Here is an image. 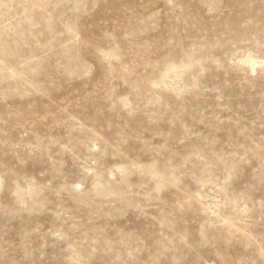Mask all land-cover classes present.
<instances>
[{"label": "rangeland", "instance_id": "374dc122", "mask_svg": "<svg viewBox=\"0 0 264 264\" xmlns=\"http://www.w3.org/2000/svg\"><path fill=\"white\" fill-rule=\"evenodd\" d=\"M210 262L264 264V0H0V264Z\"/></svg>", "mask_w": 264, "mask_h": 264}, {"label": "bare ground", "instance_id": "6f19581e", "mask_svg": "<svg viewBox=\"0 0 264 264\" xmlns=\"http://www.w3.org/2000/svg\"><path fill=\"white\" fill-rule=\"evenodd\" d=\"M244 61L249 63L252 69H255L257 61L252 55L247 54L245 59H244ZM207 264H216V263H211L210 262V263H207Z\"/></svg>", "mask_w": 264, "mask_h": 264}]
</instances>
